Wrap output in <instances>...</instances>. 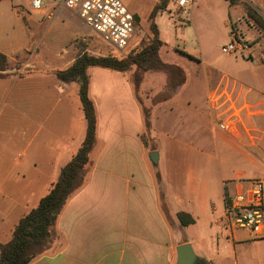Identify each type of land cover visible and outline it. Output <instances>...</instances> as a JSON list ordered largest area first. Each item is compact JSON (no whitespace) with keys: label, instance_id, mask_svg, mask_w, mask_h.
Instances as JSON below:
<instances>
[{"label":"crops","instance_id":"crops-1","mask_svg":"<svg viewBox=\"0 0 264 264\" xmlns=\"http://www.w3.org/2000/svg\"><path fill=\"white\" fill-rule=\"evenodd\" d=\"M164 10L153 19L159 35L156 19ZM160 39L164 46L161 36ZM34 53L30 49L24 54L20 49L0 50L8 59L6 68L0 71L1 244L12 239L19 221L50 192L87 133L82 104L73 107L69 98L73 88L79 96V84L65 83L55 74L38 71L31 62ZM88 74L89 92L98 116L96 144L82 171L80 188L69 199L53 227L52 237L31 264H178L177 248L184 244L192 246L197 263L264 264L261 259H238L237 250L244 242L260 240L244 232H238L235 238L228 235L224 211L217 215L216 172L210 170L211 159L231 148L264 172V94L258 91L251 98L256 99L252 103L248 102L247 93L243 104L248 107L241 114V119L246 118L259 134L252 145L261 158L248 156V139L254 142V137L245 135L249 131L242 130L246 127L243 124L239 127L240 137L243 135L240 140L216 129L209 134L207 144L192 149L203 154L207 162H196V167L187 173L177 163L170 173L168 154L185 151L187 147L178 144L149 149L142 137L146 128L142 107L129 75L99 67L89 68ZM52 75L57 78L53 77V82L41 81ZM105 78L109 82L101 86ZM95 83L102 87L103 95L107 89L112 90V95L100 96ZM186 83L185 75L180 87ZM120 94L128 96L127 105L136 112L133 130L112 119L114 109L122 106ZM177 108V102L168 100L161 109L169 118ZM151 114L154 127L155 111ZM104 115L111 126L107 130ZM166 136L171 140L170 134ZM154 150L159 154L158 169L148 158ZM242 176L241 172L233 177L221 176L224 207L230 195L229 185L235 184V192L239 186H245L240 181ZM180 213L194 223L183 225ZM239 233L244 237L239 238Z\"/></svg>","mask_w":264,"mask_h":264},{"label":"rangeland","instance_id":"rangeland-1","mask_svg":"<svg viewBox=\"0 0 264 264\" xmlns=\"http://www.w3.org/2000/svg\"><path fill=\"white\" fill-rule=\"evenodd\" d=\"M121 1L135 16L138 26L131 41V46L136 45V47L130 52H121L105 44L87 29L78 17L68 11H62L55 20H50L48 17L51 10L34 12L30 8V0H0V50L20 49L22 54L27 49L34 50V58L31 62L37 66L38 71L46 74H55L58 70L68 68L83 54L123 59L131 52H139L143 46L152 42L154 37L152 27L155 23L151 16L154 10L165 2L167 7L156 19L160 36L165 42L158 54L170 67L166 71L145 72L133 67L126 73L142 107L145 122L147 116L149 117L150 126H146L142 136L144 142L149 149L155 150H160L161 146L166 145L179 144L187 147L185 151L168 154L171 163L168 172L171 173L176 169L178 163L181 171L187 173L190 168L196 167V162H207L204 161L203 154L192 149L199 144H207L209 134L216 131L218 122L235 113L232 109L226 113L231 104L221 107L220 110L213 109L209 103V96L217 89L218 92L226 90L236 101V108L240 109L243 105L246 106L245 103L243 104V99H246L247 93H249L248 102L252 103L256 101L251 99L254 94L258 91L264 94V31L246 13V5H248L264 18V0H242L243 2L236 6H231L225 0H195L187 11H178L176 0ZM48 3L51 4L52 0H48ZM236 37L247 43L250 50L223 53V48ZM131 46L129 49L132 48ZM23 47L24 50H21ZM185 75L187 83L184 87H180ZM53 77L56 78L52 75L41 81L53 82ZM139 80L141 84L138 86ZM107 81L109 82L108 78L103 79L101 86ZM141 85L143 89H140ZM101 86L98 87L95 83L96 93L106 98L112 95L110 89L105 90L103 95ZM120 96L122 106L114 109L111 113L114 115L112 119L126 123V127L133 130L136 128V112L127 105L128 96L123 94ZM69 98L73 107L80 106L81 102L74 88ZM168 100L177 102L178 105L176 113L169 118L164 114V109H161L163 103ZM203 109L206 110L205 117L202 116ZM154 111L153 127L150 120ZM107 119L108 117L104 122L106 130L111 128L107 124ZM243 124L246 126L244 128L246 131L242 130L246 133L250 132L245 135L254 137V142L251 138L248 139V156L253 159L261 158L256 146L252 145L256 144V137L259 134L253 130L254 127L249 126L246 118L238 122V131ZM216 132L224 133L219 130ZM167 133L171 135V140L166 136ZM242 136L232 137L240 140ZM150 155L151 153L148 155L149 159ZM211 160L210 170L212 173L214 170L216 172L215 206L218 216L223 211L225 213L223 192L220 189L221 176L233 177L241 172L243 176L240 181L247 187L254 179H261L264 182V172L257 169L259 165L253 164L236 150L227 148ZM155 168H159L158 164ZM229 194L234 196L235 184L229 185ZM243 237L244 234L239 233V238ZM229 239L232 240L231 237ZM43 249H39L38 253ZM237 257L240 262L247 258L253 261L264 260V239L244 242V245L237 250Z\"/></svg>","mask_w":264,"mask_h":264},{"label":"trees","instance_id":"trees-1","mask_svg":"<svg viewBox=\"0 0 264 264\" xmlns=\"http://www.w3.org/2000/svg\"><path fill=\"white\" fill-rule=\"evenodd\" d=\"M231 6L242 3V0H225ZM167 7L162 2L151 16L155 18L160 10ZM246 13L254 23L264 31V18L246 5ZM153 40L149 45L143 46L139 52H131L127 57L118 59L115 57H94L83 54L78 57L68 68L55 72L58 80L65 83H78L80 86L79 96L82 108L87 120V133L85 139L74 155L72 160L62 170L58 181L53 185L50 192L41 199L39 205L24 216L15 227L12 239L6 243H0V264H31L37 257L38 250L45 248L57 220L62 214L66 204L72 195L81 186V174L90 160V153L97 140L98 116L96 106L89 92L90 77L88 70L91 67H99L112 71L126 73L133 67L140 71L148 70L166 71L170 66L163 62L159 56L163 42L160 39L159 31L154 24L152 27ZM8 59L0 54V71L6 68ZM2 74L0 73V76ZM141 78V77H140ZM141 81H138V86ZM146 119V126H150L149 117ZM227 195V194H226ZM183 225L194 223L192 218L186 214L178 215ZM197 264H209L203 261Z\"/></svg>","mask_w":264,"mask_h":264},{"label":"built area","instance_id":"built-area-1","mask_svg":"<svg viewBox=\"0 0 264 264\" xmlns=\"http://www.w3.org/2000/svg\"><path fill=\"white\" fill-rule=\"evenodd\" d=\"M194 1L176 0L177 10L187 11ZM30 8L34 12L51 10L48 16L50 20H55L62 11H68L78 17L101 41L116 50L130 52L136 47L131 46L138 27L136 18L121 0H52L51 4L48 0H30ZM245 50H250L249 45L236 37L223 48V53ZM209 103L216 110L231 104L226 113H229L230 109L235 113L218 122L216 129L238 138L240 113L248 106L236 108V101L232 96H229L226 90L218 92V89L209 96ZM224 220L225 229L232 238H235L238 232H244L255 239H264V182L261 179L252 180L248 187L239 186L234 196L226 197Z\"/></svg>","mask_w":264,"mask_h":264},{"label":"water","instance_id":"water-1","mask_svg":"<svg viewBox=\"0 0 264 264\" xmlns=\"http://www.w3.org/2000/svg\"><path fill=\"white\" fill-rule=\"evenodd\" d=\"M150 159L154 165L158 164L159 155L157 152H152ZM178 264H196L198 258L194 253L192 246L189 244L181 245L177 248Z\"/></svg>","mask_w":264,"mask_h":264}]
</instances>
